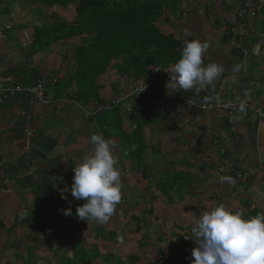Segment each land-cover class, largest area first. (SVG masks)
<instances>
[{
	"label": "crops",
	"instance_id": "obj_1",
	"mask_svg": "<svg viewBox=\"0 0 264 264\" xmlns=\"http://www.w3.org/2000/svg\"><path fill=\"white\" fill-rule=\"evenodd\" d=\"M5 6L6 0L0 1V7ZM5 10L0 12V87L5 90L0 95V264H22L21 257L25 258L27 253L62 264V250L59 246L46 248L41 234L57 236V243L71 244L69 240L75 244L79 240L88 242L81 233L87 231L85 233L92 234L90 227L98 226L109 232L116 222L122 225L131 221V215L141 217L142 214L143 221L150 220L148 235H158L165 224L176 235L183 236L174 239L170 233V242L165 240L168 250L170 243L175 249L174 259L190 264L191 250L196 243L192 242L193 239H184V236H188V229L203 211L223 203L233 209H244L247 216L264 212V118H258L246 109L238 110L236 131L232 134L223 120L179 103L173 89L163 93V87L159 85L157 92L164 96L159 101L160 105L156 103L157 108L153 112H142L141 117L148 116L142 136L144 144L161 147L159 155H163L162 163L169 164L168 168H163L165 165L159 164L158 160L155 162V159L147 179L156 180L146 182L130 158L120 154L119 142L105 137L112 141L113 155L117 157L121 170V201L107 222L111 227L109 230L97 222L78 218L76 208L84 201L74 199L65 189H70L73 182V167L94 147L90 136L102 134L99 130L105 126V121H99V117L92 115L86 117V112L92 113L91 107L87 108L72 97L75 86L65 81L74 69L70 71L61 59L55 65L50 59L55 54L51 55L49 50L30 55L32 45L26 44L24 48L26 38L23 33L26 32L31 39L32 28L40 26L41 22L31 23V27L28 18L26 22L21 20L23 14L19 10L12 13L10 8ZM260 16L264 18V14ZM251 26L248 30L234 33L241 36L232 37V40L227 32L214 34L203 29L198 34V39L209 45L203 55L204 63L216 62L225 68L221 78L214 85L206 86L204 91L212 93L220 87L223 96L244 101L264 113V61L260 68L259 62L253 61L255 57H249L251 47L258 41H261V48L256 59L264 57V35ZM224 27L228 30L227 26ZM232 50L238 51L239 55L241 53V57L233 59ZM237 65L240 71L234 73ZM158 79L166 82L163 74ZM36 80L45 86L42 100H37L27 91ZM14 87L18 91L10 95L8 91ZM110 95L107 90L100 92L101 99ZM130 104L135 107L136 102ZM122 126L131 138L135 124H130L126 118L122 120ZM213 133L219 135L220 141L210 147ZM220 150L223 152L219 153ZM147 152L142 154L146 162ZM171 153L179 158V164L176 160L172 162ZM248 168L255 170L249 181L241 182L235 178L236 171ZM173 175L178 176L175 181L158 184ZM221 176L231 177L234 183H221ZM182 194L184 198H181ZM67 208L71 209L74 218L63 214L62 210ZM150 208L153 210L151 213L148 211ZM125 209H129V214ZM115 214L118 216L114 217ZM148 221L144 223L148 224ZM58 228L65 229L60 231ZM65 244L61 245L62 248ZM75 244L65 248L74 250Z\"/></svg>",
	"mask_w": 264,
	"mask_h": 264
},
{
	"label": "trees",
	"instance_id": "obj_2",
	"mask_svg": "<svg viewBox=\"0 0 264 264\" xmlns=\"http://www.w3.org/2000/svg\"><path fill=\"white\" fill-rule=\"evenodd\" d=\"M187 1H34L35 4L43 6L42 10L45 12H43L44 16L42 17L44 22L40 26L32 28L33 34L30 39V43L32 44V47H30L32 51L30 53H32L30 55L42 52L43 49L48 51L53 44L58 42L73 38H86L81 40L80 44L75 45L71 51L65 52L64 56L61 57V61L68 69H74V71H71V76L65 82L75 86L76 90L72 97L87 108L91 107L92 116L96 118L101 117L102 121L109 120V126H121L123 131V119L127 118L130 124H135L136 127L130 134L132 140H130L131 138H129V134L127 133L124 134V137H118L121 141L119 148H121V153L124 154L126 152L124 155L130 158L137 173L144 179H147L149 176L150 168L142 167L140 170L138 166L141 162L143 163L142 153L145 152V149L147 150V144L143 142L142 128L148 123V116L141 117V114L142 112L145 114L153 112L157 108L156 103L160 105L159 101L164 94L157 92L159 85H162L163 89L161 90L163 93L168 90L171 91L166 87L168 80L162 83L160 79L153 77L156 74V70L161 69L164 71L165 69H171L172 65L180 57L184 41L188 37L191 40V36H188L189 34L183 31V28H187L185 26L181 25V35H177V26L183 22L177 21L176 25H173L172 22L176 21V18H174L175 16H170L173 11H177L179 6L187 3ZM253 1V4L256 6V16L254 19H256L255 21L263 22V18L260 15L264 14V0ZM187 7H189V2L187 3ZM68 9H71L72 18L55 12V10L65 12ZM204 9L203 13L207 19L208 12L213 10L212 4H206ZM46 20H49V23ZM184 24H186L185 21ZM248 26L251 27V24H248ZM205 27H207L206 24ZM230 54L233 56V59L238 56L241 57V53L239 55L236 50H232ZM252 57L250 56V58ZM139 83L147 85L146 92L141 93L137 98L136 94L127 97L126 95ZM57 84H55L56 87ZM102 90H107L111 94L110 97L101 99L100 92ZM192 90H195V93H190L194 98L206 97L208 94V92L203 90L199 92L195 88ZM184 93L187 95L186 92ZM131 101L132 103L136 102L135 107L129 104ZM126 107L129 108V113L126 112ZM103 113H106L104 118H102ZM170 118H173V116ZM99 132H102L106 138L111 137L105 131V126H102ZM158 152L160 153L159 150ZM176 178L178 176L173 175L172 178H169L171 180L168 183L175 181ZM151 210V208L148 210L149 213L153 211ZM142 215L141 218L131 215V221L124 222L122 225H128L132 220H135V226H131L132 229L128 231L130 234H140L139 242L135 249L142 252L155 245L157 246L156 250H151L150 254L156 257L161 256L160 259H162L165 256L162 250L163 247H160L162 238L160 235H148L146 230L150 227V220H147L148 224H145L144 222L147 221H143ZM121 227L119 224L113 230L107 232L109 235H112V233L116 235L114 243H112L115 246L121 243V240L118 239V237H122ZM172 228L175 229L174 226ZM179 237L183 236L180 235ZM167 253H169V259H167L166 264H174L173 254L169 250ZM21 258L22 264L23 262L26 264L27 262L28 264L52 263L50 258L38 255L34 256L31 253H27L25 258ZM33 259H35V262L32 261ZM128 260L132 264L139 262V258L134 255H130ZM102 264H106V262L103 260Z\"/></svg>",
	"mask_w": 264,
	"mask_h": 264
},
{
	"label": "clouds",
	"instance_id": "obj_3",
	"mask_svg": "<svg viewBox=\"0 0 264 264\" xmlns=\"http://www.w3.org/2000/svg\"><path fill=\"white\" fill-rule=\"evenodd\" d=\"M208 48V43L198 38L184 41L179 59L166 70L170 73L166 87L175 92L194 88L199 92L214 85L225 68L216 62L204 63L203 55ZM239 71L240 66H235L233 72ZM240 108L243 110V103ZM90 143L94 147L73 167V182L65 191L84 201L76 208L78 218L103 224L110 220L121 201V170L111 140L93 133ZM225 181L234 183L231 177L221 176L220 182ZM62 198L67 199L64 195ZM62 212L65 216L73 214L70 208ZM191 233L194 239L185 237L196 243L190 264H264V212L247 216L242 208L233 209L220 203L200 214Z\"/></svg>",
	"mask_w": 264,
	"mask_h": 264
},
{
	"label": "rangeland",
	"instance_id": "obj_4",
	"mask_svg": "<svg viewBox=\"0 0 264 264\" xmlns=\"http://www.w3.org/2000/svg\"><path fill=\"white\" fill-rule=\"evenodd\" d=\"M34 1L35 0H6L7 7L6 6L3 8L0 7V12L6 11L5 8H10L11 13L14 12V10L15 11L19 10V12H21V14H23L22 17H20L21 20L26 22V20L28 18L29 19L28 22H30L29 26L33 27V25H31V23H34V25H35V23L38 24V22H41V23L44 22V20H42V17L44 16L43 12H45L44 10H42L44 7L41 5L39 6V5L35 4ZM188 2H189V7H187ZM250 2L254 3V1L252 2V0H208V2H207V0H188L187 3H183L182 6H179L177 11H175V12L173 11L170 14V16L171 17L175 16L174 18H176V21L172 22L173 25H176L175 23H177V21L183 22L177 26V29H176L177 35H181L180 29L182 28L181 27V25H182V26L187 27L185 29L183 28V31L188 33L189 34L188 36H191V39L192 38L197 39L198 34H200L204 31L203 29H207V31L209 29L210 30L209 32H212L214 34H219L221 32H224V33L227 32V34L230 37L229 39L232 40V37L237 38V37L241 36V35L239 36V34L235 35L234 33L241 32V30L242 31L248 30L249 29L248 24L253 25L258 31L262 32V34L264 35V21L263 22L255 21L256 19L247 17V15H245V17L241 21H238L240 10H242L243 6H245V9H247L251 5ZM208 3L212 4L213 10L208 12L209 15H208V18L206 19L205 15L203 13V10H205L204 6ZM14 5H18V6H14ZM190 5H191V7H190ZM263 5H264V3H263ZM55 12L60 13L62 15L69 16L72 18L71 9H68L65 12H60L58 10H55ZM39 13H41L40 14L41 16L39 15ZM19 16H21V15H19ZM47 17H49V15H47ZM193 17H195L196 19ZM23 19H25V20H23ZM203 19H204V21H203ZM192 20H194L195 23ZM197 20H200L202 22H197ZM46 21H47V23H49V20H46ZM50 21H52V20H50ZM184 21L186 22V24H184ZM238 22H241L244 29L241 28V26H240L241 24H239ZM217 23H219V24L217 25ZM205 24L207 27H205ZM224 26H227L228 30ZM188 27H190V28H188ZM223 27H224V30L221 29ZM219 28L222 31L219 30ZM233 29H234V31H233ZM204 38H206V37H204ZM83 39H86V38L85 37L73 38V39H69L67 41L58 42L56 44H53L50 47L49 51H51V55L55 54V56H52L50 59L54 60L53 62L55 63V65L59 64L58 62H60L59 60L63 56L64 52L71 51L73 49V47L75 45L80 44L81 40H83ZM187 40H190L189 37L187 38ZM238 40H239V38H238ZM26 44H28V42H26L24 44V46H25L24 48H26ZM263 45H264V42H263ZM42 52L46 53L47 50L43 49ZM263 56H264V52H263ZM263 58L264 57H261L260 59L253 58V61L259 62V66L261 68V66H262L261 64H263V61H264ZM47 61L49 62V57L47 58ZM72 69L73 68H71L70 71ZM166 70H168V69H165L164 71L161 69L156 70V72H155L156 74L154 75L153 78H158V76L160 74H163L165 76L166 81L169 80L170 79V73ZM245 78H246V75H245ZM251 79H254V77H251ZM247 80L248 79H246V81ZM216 90H218L217 92L221 93V96L225 100H227V102L238 103V101H234L229 96H226V97L223 96L221 89H218V87ZM209 91L210 90H208L207 92H209ZM145 92L146 91H144L143 93H145ZM186 93H195V90H189ZM188 95L192 96L191 94H188ZM137 96L139 97L140 94ZM176 100L178 101L177 98H176ZM131 103H132V101H131ZM181 104H183V103H181ZM255 108H257V107H255ZM106 113L102 114V118H104L106 116ZM205 114H207V112H205ZM100 120H102L101 117H99V121ZM168 120H170V119L168 118ZM109 122H110L109 120H105V131H107L108 134L113 139L117 140L120 144L121 141L118 137L119 136L124 137V134L126 133V131H123L121 129L122 128L121 126H117V127H116V125L109 126ZM160 148L161 147L159 145L158 146H154L153 144L147 145L148 152L145 154H146V157L148 159V162L146 163L145 160H142L143 163H145V164H143L142 162L139 164L138 167L140 168V170L142 169V167L150 168L152 165H154L155 162H157V160H158L159 164L165 165V166H163V168H165V169L168 168L169 164L166 165V164L162 163L164 160V157H163V155H159L160 153L158 152V150H160ZM147 150L145 149V151H147ZM120 153H121V151H120ZM124 154L121 153L122 156H125ZM125 157L128 159L127 156H125ZM170 158H171L172 162H175V160H176V161H178V164H179V161H180L179 158H175L172 153L170 154ZM155 159H156V161H155ZM161 173H163V172H161ZM142 179L144 180V178H142ZM145 180H146V182H148V180H151V183H153V182H155L156 179L150 178V179H145ZM170 180H169V178H167L164 181L160 180L158 182V184L159 185L161 183L167 184ZM164 196L168 197L169 195L165 194ZM181 198H184L183 194L181 195ZM128 210L129 209H125L126 214L128 213ZM134 210H133V213H134ZM130 212L132 213V210ZM116 214H119V212H117ZM116 214L114 215V217L118 216ZM70 217H71V219L74 218V216H72V215ZM165 217L162 218V219H164V222H165ZM127 218H125V219H127ZM146 219H148V217ZM79 224L82 225L83 222H80ZM97 224L99 226H104L106 230H109L111 228L110 226H108V223H103V224L97 223ZM135 224H136V221L132 220V222H130L128 225H126V224L120 225V226H122L121 230L123 232L121 233V235H122L123 240L118 246H115L112 244V243H114L116 235H113V233H112V235L111 234L109 235L106 231H104V229H101L98 226L89 228V231H92V229H93L92 234H87L88 233L87 231H83V233H81L82 236L87 238L90 242L89 241L87 242L86 240L85 241L79 240L75 244V242L69 240L68 242H72L71 243L72 245H74V244L76 245L74 247V250L70 249V251H68V249H66L65 247H67L69 245L71 246V244H69V243H67V244L57 243V241H56L57 236L53 235V236L45 237L44 234H41V235L44 237V239L46 241L45 243H43V245H45L46 248L54 249V247L57 248L59 246V249L62 250V252L60 253V255L62 256V259H63L62 264H102L103 260H104V262H106V264H132L128 260V257L130 255H134V256H137L139 258V262H137L135 264H166L167 259H169V253H167L169 245L167 244V241L165 240V238L168 239L170 236V233H172L171 235L174 239L178 238L175 231H173L171 228L169 229V227H167V225H165V224L163 226H161L162 231L158 235H160L162 238V242H161L160 247L161 246L163 247L162 250L165 253V256L162 259H160L161 256L156 257V256H153L152 254H150L151 250H156L157 246H155V245L150 247L149 249H145V250H147L146 253H145V250L140 252L139 250L135 249L137 247V243L139 242V235L140 234L138 235L136 233H131V234L128 233V231L130 229H132L131 226H133V225L135 226ZM118 225H119L118 222H116V225L112 226V228L114 229ZM58 229L60 231H64L65 228L64 229L58 228ZM188 231H189L188 236L191 237L192 236L191 235V229L190 230L188 229ZM85 232H87V233H85ZM146 232L149 234L148 228H147ZM152 232H153V230H152ZM68 237L70 238V236H68ZM192 238L194 239V237H192ZM184 239H185V236H184ZM168 242H170V239H168ZM192 242L194 243V240ZM63 244H65V245L62 248L61 245H63ZM171 250H172L171 253L173 254V252H175L174 251L175 249L172 247V245L170 243L169 251H171ZM107 252L109 253V255ZM33 255L35 256V254H33ZM32 261L35 262V259H33ZM23 264H26V263L23 262ZM27 264H28V262H27ZM38 264H40V263H38ZM51 264H54V263H51ZM167 264H170V263H167ZM174 264H182V263L179 262L175 258Z\"/></svg>",
	"mask_w": 264,
	"mask_h": 264
},
{
	"label": "built area",
	"instance_id": "obj_5",
	"mask_svg": "<svg viewBox=\"0 0 264 264\" xmlns=\"http://www.w3.org/2000/svg\"><path fill=\"white\" fill-rule=\"evenodd\" d=\"M250 4L251 5L247 9H243L239 12L240 17L247 15V17L254 18L256 16V13H255V7L256 6L253 3H250ZM23 36L26 38L25 40L29 44L30 43V37L27 35L26 32L23 33ZM137 86H138V88H136L135 93H133L136 95L141 94L140 92L142 90L145 91V89L147 87V85L141 84V83L137 84ZM218 89H220V87H218ZM44 90H45L44 85L39 81H37L33 87L27 88V91L39 100L43 99ZM4 91L5 90L3 89V87H0V95ZM15 91H18V89L14 87L8 92L11 95ZM217 91L218 90H216L215 92L206 96L205 99H208V100H206V101L200 100L198 103H195V105L203 111H212L216 116H218L219 113L221 111H223L225 113V120H226V123L228 125L227 126L228 130L233 134L236 131L235 130V124H236V120H237V111L240 108V105L243 103L244 109H249L248 108L249 105L244 101H240L238 103L221 102L220 96H219L220 92H217ZM178 101H181L182 103H186V104L190 105L191 107L195 106L194 103L192 102L191 97H188V98L180 97L178 99ZM0 102H1V99H0ZM126 112L129 113V108H126ZM249 112H252V111H249ZM257 114L262 116L259 111H257ZM87 116H89V115H86V117ZM216 118H219V117H216ZM219 141H220L219 135L216 133H213L211 135V139H210V147H214V146L218 145ZM222 152H223L222 150L219 151V153H222ZM254 173H255V170H252L250 168H248V170H246V171H243V169H241V170H238L235 172V178L241 182H246V181H249L251 179V177L254 175Z\"/></svg>",
	"mask_w": 264,
	"mask_h": 264
},
{
	"label": "bare ground",
	"instance_id": "obj_6",
	"mask_svg": "<svg viewBox=\"0 0 264 264\" xmlns=\"http://www.w3.org/2000/svg\"><path fill=\"white\" fill-rule=\"evenodd\" d=\"M243 9H245V7L244 8H242V10ZM241 11V10H240ZM245 16H242V17H240L239 16V19H238V21H241L243 18H244ZM239 24H241V22H239ZM241 26V28H243V26H242V24L240 25ZM241 40V39H240ZM37 81H39V82H41L42 84H43V82L42 81H40V80H36V82ZM36 82H35V84H36ZM34 84V85H35ZM33 85V86H34ZM44 85V84H43ZM32 86V87H33ZM29 88H31V87H29ZM44 88H45V86H44ZM136 88H138V86H135L133 89H132V91L130 92V93H128L127 94V97H130L133 93H135V89ZM44 92H45V90H44ZM144 92V90H142L140 93H143ZM173 93H174V95H175V97L177 98V99H179L180 97H185V98H188V97H191L192 98V102L194 103V105H195V103H198L200 100H203V101H206V100H208V99H205V97H203V96H201V97H199V98H194L193 96H190V95H186L182 90H180V91H176L175 92V90H173ZM211 93H209V94H207V96L208 95H210ZM219 96H220V101L221 102H227V100H225L222 96H221V93H219ZM36 98V97H35ZM37 100H39V99H37ZM179 102H181V101H179ZM182 103V102H181ZM183 104H186V103H183ZM186 105H188V104H186ZM249 105V104H248ZM190 106V105H189ZM127 108V107H126ZM194 109H196V110H198L200 113H205V112H207V114H211V115H213V117H219V119H221V120H223V122H224V124L226 125V126H228L227 125V123H226V120H225V113L223 112V111H221L220 113H219V115L218 116H216L212 111H203V110H201L200 108H198L196 105L193 107ZM248 108L249 109H246V110H248V111H252V113H254L258 118H264V113H263V111L260 109V108H255L254 106H252V105H249L248 106ZM238 110H241V108H239ZM243 110H244V108H243ZM257 111H259L260 112V114L262 115V116H260V115H258L257 114ZM237 119H238V111H237ZM237 121V120H236Z\"/></svg>",
	"mask_w": 264,
	"mask_h": 264
},
{
	"label": "water",
	"instance_id": "obj_7",
	"mask_svg": "<svg viewBox=\"0 0 264 264\" xmlns=\"http://www.w3.org/2000/svg\"><path fill=\"white\" fill-rule=\"evenodd\" d=\"M261 46V41H258L255 45H253L250 49V55L258 58L259 57V52H260V47Z\"/></svg>",
	"mask_w": 264,
	"mask_h": 264
}]
</instances>
